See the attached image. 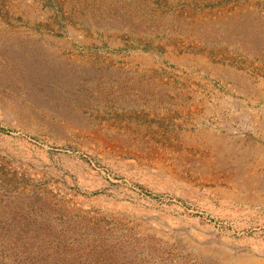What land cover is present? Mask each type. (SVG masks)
<instances>
[{
  "label": "rangeland",
  "instance_id": "374dc122",
  "mask_svg": "<svg viewBox=\"0 0 264 264\" xmlns=\"http://www.w3.org/2000/svg\"><path fill=\"white\" fill-rule=\"evenodd\" d=\"M0 264H264V0H0Z\"/></svg>",
  "mask_w": 264,
  "mask_h": 264
}]
</instances>
